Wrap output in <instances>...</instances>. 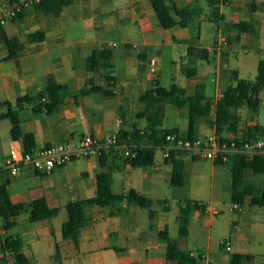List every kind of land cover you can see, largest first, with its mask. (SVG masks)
I'll use <instances>...</instances> for the list:
<instances>
[{
	"label": "crops",
	"instance_id": "1",
	"mask_svg": "<svg viewBox=\"0 0 264 264\" xmlns=\"http://www.w3.org/2000/svg\"><path fill=\"white\" fill-rule=\"evenodd\" d=\"M173 1L179 9L193 11L188 27L176 25L164 29L150 0H72L63 6L59 15L46 14L36 5L23 8L20 16L0 24V35L3 32L9 38L19 40L18 57L8 59L9 47L0 38V114L7 112L6 104L19 110L21 125L25 131L34 134L36 148L88 134L109 136L116 130L119 119L122 120L121 128L127 132L137 129L142 132L147 126V119L143 116L147 112V92L155 85L166 89L175 85L184 91L185 96H194L201 91L212 102L210 117L198 119L193 138L215 135L213 122L217 99L230 85H236L239 79L254 80L260 62L264 60L261 57L264 53V0L222 2L221 13L227 22L245 20L243 17L248 13L255 18L250 20L253 31L239 38L232 32L223 33L216 25L213 29L204 28V24L209 23L205 0ZM11 4V0H0V14L3 8H10ZM33 35H37V39H32ZM104 49L112 53L110 66L89 71L87 58ZM152 59L156 61L155 73L149 69ZM255 68L257 74L254 79L242 76L243 71L252 72ZM162 74L171 76L169 87L162 84ZM49 77L63 86L62 102L52 112H35L34 103L29 102L18 107L19 98L38 95ZM209 85L213 87V94L207 92ZM263 94L260 95L261 105ZM169 107L176 109L174 115L177 117L188 116L184 128L165 127ZM158 108L163 111V128L176 129L187 135L189 115L186 107L156 103L150 110ZM243 108L255 112L247 107L237 110V129L226 130L224 138L243 140L250 126L264 128L256 122L242 129L239 112ZM260 109L261 106L255 113H259ZM11 129L10 119L0 120V142L3 140L6 143V148L0 149V160L24 153L23 144L12 138ZM157 150L162 151L161 158L156 160L155 154L154 163L143 167H133L126 158L109 154L104 163L100 157L85 158L83 163L78 158L49 173L27 165L15 176L0 174V182L9 181L11 201L25 208L15 218V226L5 235L21 239L22 251L30 258L31 264H175L167 258L170 244L196 253L194 249L183 248L177 239L171 237L167 216H162L158 221L149 212L151 207L142 208L128 202L105 208L86 206L87 223L81 230L78 245L74 240L63 237L62 227L69 218L66 205L70 201L96 197L97 177L102 172L112 173V190L115 194L134 189L150 198L153 205L150 194L158 192L167 174L170 175L171 185L173 170L172 162L164 159L162 148L158 147ZM176 157L184 161L185 183L175 187H185L189 184L187 167L190 160L204 158L187 150H177ZM248 157L251 159L253 156ZM212 163L229 167L233 190L232 161ZM258 175L261 174L248 171L245 181L260 190L264 181ZM218 180L225 178L223 176ZM188 194L177 199L180 205L175 221L178 223V234L183 238L190 235L191 221L187 235H181L180 209L188 200L205 205V210L194 211L196 217L213 214V210L220 213L212 201L215 182L212 183V194L208 200L202 188ZM43 197L51 208L59 209V214L51 219L33 222L30 220V204ZM246 203L251 204V197H245L242 204L233 202V208L238 206L239 209L235 210L241 212V206ZM161 204L162 209L168 212L170 207L167 200H162ZM198 219L200 225L201 220ZM162 231H167V240L160 236ZM240 232L235 240H242L243 244L246 238ZM247 232L257 233V243L264 241V223L249 225ZM226 238L233 246V238ZM234 252L228 262L226 259H213L208 251L199 253L208 254L217 264H231L234 254L252 256L248 261L250 263L257 256L240 249Z\"/></svg>",
	"mask_w": 264,
	"mask_h": 264
},
{
	"label": "trees",
	"instance_id": "2",
	"mask_svg": "<svg viewBox=\"0 0 264 264\" xmlns=\"http://www.w3.org/2000/svg\"><path fill=\"white\" fill-rule=\"evenodd\" d=\"M12 1V0H11ZM164 29H170L176 25L188 27L193 18L191 9H179L173 0H150ZM72 0H42L36 7L46 14L59 15L63 6L71 3ZM207 5L206 19L209 23L218 26L223 33H234L239 38L244 33H251L253 27L249 20H242L238 23H231L225 20L221 13V4L223 0H205ZM20 16L18 13L17 17ZM0 38L4 40L9 47L8 59L17 58L19 55L17 38H9L5 33H1ZM32 39H37L33 35ZM112 59V53L109 50H100L94 52L87 58V67L89 71H94L99 67H109ZM96 91H103L101 88H94ZM63 86L58 84L52 77H49L45 88L36 96H25L17 100L20 107L23 103H34L35 112H52L61 102V91ZM110 93L109 91H105ZM264 93V60L260 62L258 75L254 80L239 79L236 85H230L222 97L216 102V115L213 122L216 134L220 140L224 141L223 133L226 130L236 131L239 121V115L236 113L242 107H247L252 111H258L261 106L260 95ZM45 99L43 102L42 100ZM147 112L143 114L147 119V126L141 132L140 130L127 132L121 128L120 133L123 136H129L131 140L138 144L139 149L134 158H126L133 167H143L152 165L155 160V154L158 147L168 143L167 136L171 133H177L189 139L194 136L195 127L198 119H208L211 115L212 102L205 97L201 91H197L194 96H185L184 91L177 86L170 89L155 85V88L147 92L146 95ZM156 103H167L178 108L186 107L189 115V126L187 135L181 134L176 129L163 128V111L158 108L151 111L150 108ZM7 105V112L0 114V120L8 118L11 120V136L15 141L23 144L24 153L30 152L36 148L35 136L27 132L21 125V116L19 110ZM261 130V131H260ZM258 135H264V128L259 125L250 126L249 132L243 140L235 139L239 144L247 140L257 139ZM177 150L171 152L169 159L173 164L171 185L180 186L185 183L184 161L176 157ZM109 154L100 156L101 162ZM121 156V155H117ZM124 157V156H122ZM125 158V157H124ZM233 173V196L232 201L242 204L245 197H251V205L264 207V185L259 190L252 183L245 181V174L251 171L254 174H264V153L256 154L249 159L246 154H238L232 157ZM223 164L222 162H218ZM113 175L109 171L102 172L97 177L98 193L94 198L87 200L70 201L66 205L68 220L63 224L62 233L65 239H72L78 245L82 228L87 223L85 215L86 206L113 207L116 204L128 202L142 208H149L152 200L131 189L127 193L115 194L112 190ZM9 181L0 182V264H31L30 258L22 251L23 244L20 238L6 236L16 224L15 218L24 211V205L14 204L11 201ZM195 210H205V205L196 200H188L180 209V229L181 235H187V229L190 221V215ZM30 220L39 222L51 219L59 214L58 208H51L46 198H40L30 204ZM160 236L167 240V231L160 232ZM167 258L175 264H201L199 259L192 256L191 252L184 251L176 246L169 245ZM252 256L243 254H234L231 264H243L250 261Z\"/></svg>",
	"mask_w": 264,
	"mask_h": 264
},
{
	"label": "rangeland",
	"instance_id": "3",
	"mask_svg": "<svg viewBox=\"0 0 264 264\" xmlns=\"http://www.w3.org/2000/svg\"><path fill=\"white\" fill-rule=\"evenodd\" d=\"M252 14L243 17L245 20H254ZM214 24L205 23V29H213ZM264 58V53L261 54ZM257 74L256 68L252 72H242V76L247 79H254ZM162 84L169 87L171 83V76L169 74H162ZM179 83V82H178ZM207 92L213 94V87L209 85ZM261 109L259 113L250 112L248 109H241L239 114L241 118L242 129L246 125H254L259 122L264 127V94L262 95ZM173 107L168 108L167 118L165 120V127L174 128L180 126L184 128L187 124L188 116L177 117L174 115ZM261 131V130H260ZM264 137V135H258L257 138ZM0 149L6 148V143L3 140L0 142ZM8 149V147H7ZM162 151L157 150L156 160L161 158ZM3 159H1L2 161ZM83 163L86 159L79 158ZM230 169L228 166L214 165L209 159H201L197 161H191L187 167V181L188 185L185 187H175L170 185V175H166L162 180V185L158 192L150 194L153 197V205L149 212L153 213L155 219L158 221L162 216H167L169 219V232L171 237L178 240V243L185 249H194L198 254L200 251H208L211 257L215 260H227L229 261L231 255L235 253L236 249L247 251L249 253H255L257 256L250 263L246 261V264H264V241L261 244L257 243V233L247 232L249 225H260L264 223V208L260 206H253L250 203L241 206L242 211H236L232 202L233 190L231 187ZM225 180L219 181L220 178ZM259 178L264 181V174L258 175ZM215 182V194L212 198L213 205L220 211L219 214H202L201 217H196L193 211L190 215L191 225L189 227L190 235L187 238L180 237L178 234V223L175 221L176 216L179 214V196L189 195L188 193L202 188L203 195L210 199L212 194V183ZM259 185V179L256 180ZM263 185V183H262ZM162 200H167V204L170 207L168 212H165ZM183 204V202L181 203ZM136 206V205H135ZM146 209H143V211ZM147 211V210H146ZM198 218L201 220V224L198 223ZM1 224V223H0ZM159 224V223H158ZM241 231L240 235L245 236L246 240L242 244V240L237 242L235 240L238 235V231ZM226 237L233 238V246L231 251H227L221 242ZM249 239V240H248ZM250 242V243H249Z\"/></svg>",
	"mask_w": 264,
	"mask_h": 264
},
{
	"label": "built area",
	"instance_id": "4",
	"mask_svg": "<svg viewBox=\"0 0 264 264\" xmlns=\"http://www.w3.org/2000/svg\"><path fill=\"white\" fill-rule=\"evenodd\" d=\"M10 8H3L0 14V24H5L20 13L23 8L37 5L42 0H12ZM227 3V0H223ZM156 61H150L149 69L155 73ZM122 120L116 122V130L109 136L100 137L95 134H88L80 138H72L65 142L48 144L41 148H34L30 152L23 153L21 156H10L0 160V174L8 173L12 176L17 175L20 170L27 165L33 166L40 172L49 173L57 167H61L78 158L100 157L104 154L121 155L125 158H134L139 149L138 144L134 143L129 136L120 133ZM168 143L160 146L164 151V159L171 158L173 150L193 151L204 159L213 162L229 163L234 155L246 154L254 156L264 153V137L254 140L244 141L239 144L235 139L220 140L217 134L207 138L189 139L177 133L167 136ZM235 209H239L238 206ZM218 214L217 210L212 211ZM227 251H231L230 239L226 238L221 242ZM191 255L198 258L201 264H217L206 253Z\"/></svg>",
	"mask_w": 264,
	"mask_h": 264
}]
</instances>
